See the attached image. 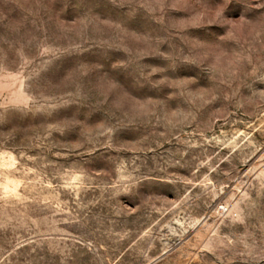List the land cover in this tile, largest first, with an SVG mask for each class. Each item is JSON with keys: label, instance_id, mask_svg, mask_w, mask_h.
I'll use <instances>...</instances> for the list:
<instances>
[{"label": "rangeland", "instance_id": "rangeland-1", "mask_svg": "<svg viewBox=\"0 0 264 264\" xmlns=\"http://www.w3.org/2000/svg\"><path fill=\"white\" fill-rule=\"evenodd\" d=\"M0 264H264V0H0Z\"/></svg>", "mask_w": 264, "mask_h": 264}]
</instances>
